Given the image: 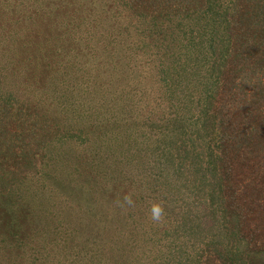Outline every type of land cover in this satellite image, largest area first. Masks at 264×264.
Segmentation results:
<instances>
[{"label": "rangeland", "instance_id": "obj_1", "mask_svg": "<svg viewBox=\"0 0 264 264\" xmlns=\"http://www.w3.org/2000/svg\"><path fill=\"white\" fill-rule=\"evenodd\" d=\"M14 1L9 14L2 13L0 8L4 21L0 24V49L12 46L10 54L14 60L22 64L35 62L38 66L41 55L32 53L33 47L40 51L56 47L58 52L62 51L56 58L62 69L61 76L60 72L57 76L61 81L63 73L71 77L57 86L51 81L53 73L49 76L50 88L70 102L66 109L62 103L57 106L56 111L64 115L55 128L40 126L38 122L34 127L22 126V118L9 111L5 116V111L0 113V144L8 147L7 165L17 169V179L25 176L21 187L15 188L17 193H27L35 187L38 177L51 174L40 189L47 197L40 200L38 191L30 198L31 204L44 201L47 212L37 211L29 217L32 233L39 230L37 237L33 235L35 241L29 243L27 257L37 252L52 259L47 264H202L199 253L208 255V245L219 237L224 218L222 221L217 205L209 206L207 187L198 183L194 168L188 165V155L182 151L185 137H196L193 121L179 125L178 119L190 115L189 107L196 110L205 106L203 101L196 104L188 98L187 92L195 96L200 87L208 88L214 80V69L209 68L214 53L205 37L210 25L199 31L198 20L177 23L173 18L161 17L153 25L169 33L160 39L157 30L152 33L146 28L145 32L139 20L136 26L142 32L134 38L123 29L125 10L141 8L143 16L149 18L157 13L168 15L173 8L166 0ZM218 1L223 9L225 0ZM116 5L123 6L114 11L123 21L114 26L110 10ZM115 28L121 29V33L116 34ZM44 30L48 32L42 33ZM89 30L93 31L88 33ZM148 34L153 36L149 41L142 39ZM199 40L203 43L198 59L183 60L187 58L184 51L194 44L198 47ZM247 44L251 47L253 42ZM81 46L84 48L79 49ZM63 52L67 55L63 56ZM130 52L134 58L128 55ZM179 53L182 55L178 58ZM153 55L155 66L142 68L141 59L150 60ZM247 57L249 60L244 61L243 68L239 67L236 80L248 81L252 73L251 81L256 79L260 83L264 80V60L258 62L256 53ZM185 69L189 75L183 79L180 73ZM70 82L77 86L73 91L66 89L72 88ZM27 84L26 90L35 91L33 94L39 97L31 81ZM204 93L202 90L201 99ZM77 95L72 98L73 103L71 97ZM42 103L38 104L41 108L46 106L45 100ZM17 105H11L12 109ZM24 127L26 132L21 135L20 129ZM68 133L73 135L67 137L62 148L66 158L55 165L56 159L50 157L54 147L45 144V139ZM72 161L78 163L75 168ZM154 204L162 208L158 221L152 219ZM166 205L184 214L173 220V211L170 216L164 213ZM191 209L198 214L194 217L197 231L186 229ZM248 218L264 223L262 219L254 220V216ZM155 222L160 230H154ZM242 256L260 264L264 261V249L244 252Z\"/></svg>", "mask_w": 264, "mask_h": 264}, {"label": "trees", "instance_id": "obj_2", "mask_svg": "<svg viewBox=\"0 0 264 264\" xmlns=\"http://www.w3.org/2000/svg\"><path fill=\"white\" fill-rule=\"evenodd\" d=\"M166 1L173 8V11L167 12L168 15L157 13L153 18H149L148 15L143 16L144 12L141 8L137 11L126 9L127 14L123 17L125 28L123 29L135 38L139 32H142L138 31L136 26L140 20L143 23L144 31L146 32V28L148 30L150 28L153 33L154 30H157L153 21L161 19V17L173 18L172 20L177 23H183L187 19L190 22L193 19L198 20L199 31L210 25L205 37L214 53L213 60L210 58L211 65L209 66L214 69V80L212 79L211 86L208 83L210 87H200L195 96L187 92L190 96L188 98H192L196 104H202L203 101L205 106L197 107L196 110L189 107L187 112L189 111L190 115L184 114L178 119L179 125L193 121V133L196 137L191 139L190 136L185 137L182 151L188 155L190 161L188 165L191 164L190 166L194 168L198 183L202 182L207 187L205 192L209 196V206L217 205L221 210L222 221L224 218L219 237L214 238L208 245V250H206L208 255L199 253V259H202V264H253V262H249L252 259L246 260L242 254L264 249V223L260 220L251 222L248 218L254 216V220L262 219L264 221V80H261L260 83L256 79L251 81L252 73L249 74L248 81L244 79L238 83L236 78L239 74V67L243 68L246 64L244 61L249 60L247 56L256 53L258 62L264 60V22L262 21L264 0H225L223 9L222 3L218 0ZM174 1L176 5H174ZM15 4L14 0H0V8L3 9L1 12L9 14ZM122 7L116 5L113 7V11L110 10L114 26L123 21L122 17L119 18V14L114 12L121 10ZM82 11L81 8L80 12ZM27 19L30 21L29 17ZM1 20L2 18H0V24L4 22ZM7 22L9 21L7 20ZM114 30L116 34L121 33V29L117 31L115 28ZM47 32V30L42 31V33ZM158 32L160 39L165 38L169 33L168 31H159V29L155 33ZM111 33L115 34L114 31ZM201 33L204 34L205 31ZM152 37L148 34V37H142V39L147 38L146 40L149 41ZM175 38L176 33L172 39L175 40ZM250 40L253 45L248 47L247 43ZM198 43V47H195L194 44L184 51V56L187 58L183 60L190 59L191 62H194L198 59L199 49H202L201 43L203 42L199 40ZM10 47L12 46H9V49L6 46H1L0 49V57L3 59H0V113L5 111L2 115L5 116L9 111V114H14L16 118H22L25 122V124H21L22 126L30 127L38 122L40 126L44 124L55 128L64 115V113L62 115L56 111L57 106L62 103L61 106L65 109L70 107V102L66 101L61 93L58 94L52 90L49 85V76L52 73L53 80L51 81H55L57 86H61L63 80L67 82L71 78L69 74L63 73L61 81L57 76V72H60L61 76L62 71H59L61 67L57 65L59 61H56V58L57 55H62V51L58 52L56 47L52 50L45 48L46 51H42L43 49L40 51L33 47L32 53H36L38 57L41 55L39 57L40 64L36 66L35 62L33 64L31 62L18 63L10 54ZM82 48L84 47L81 46L79 49ZM87 50L82 53L86 54ZM106 51L109 53V50ZM63 54V56L67 55L66 52ZM128 55L133 57L132 52ZM181 55L182 53H179L177 57L179 58ZM153 59L154 55L150 60L146 57L142 58L141 67L148 68L151 64L153 68L155 66V63L152 62ZM19 64L23 66L19 67ZM185 73L186 69L180 73L183 79L189 75ZM16 76L22 77V82ZM28 81H31V87L39 92V97L33 94L35 91L26 90ZM71 84L72 88L66 89L73 91V88H77V86L74 83ZM185 84L182 83L183 86ZM212 86L217 88L214 89ZM18 89L24 93H15ZM202 90L205 93L201 99L199 95ZM215 90L217 92H213ZM78 91L74 94H77ZM35 97L39 98L38 102ZM77 97L78 95L71 97V101L72 98L76 99ZM43 100L46 101V106L41 108L38 104H44ZM15 103L18 105L13 107L16 110L13 111L12 106ZM23 115H26L27 118ZM24 129L25 127L20 129L21 135L26 132ZM1 135L3 136V134ZM72 135L71 133L64 136L58 134L54 135V138L47 137L49 139H45V144L49 143L54 147V152L50 157L56 159L55 165L64 162L66 157L62 148L68 141L67 137ZM181 135H183V131ZM28 136L30 137V134ZM6 151H8V147L3 148L0 144V264H47L52 259L47 256L42 257L37 252H34L33 257H27L26 250L29 248V243L35 241L33 238L37 237L39 230L32 233L34 228L29 224V217L37 211H45L47 206L44 201H36L31 204L30 198H33V195H36L38 191L40 200L47 197V194L41 193L40 189L45 186L44 179L51 178V174L38 177L34 188L29 189L28 192L25 191L27 193L18 194L15 188L21 187V181L25 176L20 179L16 178L17 169H11L7 165L8 152ZM75 164L78 165L74 162L73 168H75ZM36 186L39 187L37 190ZM178 186L181 188V185ZM163 210L164 213H169L168 216H170V211H173V220L174 218L179 219L184 214L181 211H175V207L170 208L167 205ZM191 210L192 216L186 229L191 228V231H197L195 227L198 226V223L194 217H197L198 214L194 209ZM212 213L215 214L213 211ZM251 219L253 220V218ZM181 225L179 227H182ZM155 226V231L160 230L158 222H155ZM143 231L145 234L146 230ZM34 234H36L35 237H33ZM260 264H264V261Z\"/></svg>", "mask_w": 264, "mask_h": 264}, {"label": "clouds", "instance_id": "obj_3", "mask_svg": "<svg viewBox=\"0 0 264 264\" xmlns=\"http://www.w3.org/2000/svg\"><path fill=\"white\" fill-rule=\"evenodd\" d=\"M130 202V201H129ZM152 219L153 220H160L161 219V216H162V208L160 205L158 204H154L152 206Z\"/></svg>", "mask_w": 264, "mask_h": 264}]
</instances>
